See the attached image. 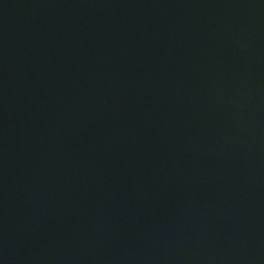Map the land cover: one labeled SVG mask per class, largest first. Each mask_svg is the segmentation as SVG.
I'll return each mask as SVG.
<instances>
[{"label":"water","instance_id":"1","mask_svg":"<svg viewBox=\"0 0 264 264\" xmlns=\"http://www.w3.org/2000/svg\"><path fill=\"white\" fill-rule=\"evenodd\" d=\"M0 264H264V0H0Z\"/></svg>","mask_w":264,"mask_h":264}]
</instances>
